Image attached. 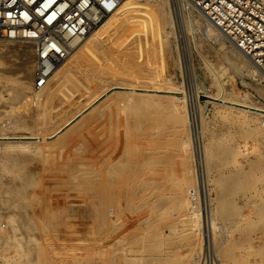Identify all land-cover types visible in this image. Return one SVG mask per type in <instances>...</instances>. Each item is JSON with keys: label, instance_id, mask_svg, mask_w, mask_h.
I'll return each instance as SVG.
<instances>
[{"label": "bare ground", "instance_id": "1", "mask_svg": "<svg viewBox=\"0 0 264 264\" xmlns=\"http://www.w3.org/2000/svg\"><path fill=\"white\" fill-rule=\"evenodd\" d=\"M178 2L184 9L191 7L205 19L206 31L212 37L223 36L227 39L226 41L230 43L231 52L229 51L228 56L231 65L240 74L248 75L256 81L260 93L264 95V85H261L264 82V70L242 52L234 41L190 0ZM167 4L168 0H123L84 40L73 42L70 54L59 63L45 87L36 91V94L34 92L32 94L30 88L26 87V90L18 88L13 102L17 107L15 112L22 113L32 124H25V127L30 126L32 131L37 128L36 131L28 133L29 135H24L25 133L18 135L6 129L4 131V127L11 125L10 121L9 124L5 122L7 126H1L4 113H7L3 111L7 101L2 97V91L7 85H3L5 82L1 81L3 83L0 84V208L6 209L16 203V206L19 205V211L13 206L8 212L20 218L40 215L47 218L67 216L70 213L68 209L48 207L38 211L36 215V211L29 209L31 203L28 198L34 193L36 185L40 184V178L47 177L49 180L65 184L73 183L80 205V209H74V212L85 219L86 244L83 246L89 252L88 255L85 254L83 260H76L74 264L198 262L201 249L196 251L193 248L195 240L193 237L196 236V229L199 226L201 205L196 199L198 185L196 187V183L194 184L193 175H188L193 147L185 112L178 104V100L182 99L177 96L178 92L173 90L174 87L168 78V81L166 79L157 82L149 79L143 82L135 73L125 70L122 72L120 69L118 72L109 73L107 67L102 65V61L106 59H112L115 63L135 60L141 40L151 42L161 33L169 39L172 29L168 27L170 15ZM168 28L170 31H167ZM152 29L154 34L150 33ZM3 52L4 50L0 48V54ZM80 60L91 61V68L96 69L97 74L91 75L70 68L65 70L61 65L66 61L74 65ZM153 62L150 61L152 64ZM25 68L28 71L31 65H26ZM8 76L7 70L0 68L2 80L8 79ZM70 82L80 86L78 97H69L64 92V88L69 87ZM207 97L212 101L217 99L222 102H233L227 101L223 94L218 97L209 94ZM27 100L30 102L27 110L21 111V108L26 107L24 105L27 104ZM243 104L238 105L252 109L259 120L264 122L263 107L257 108L253 104V107H249L250 104L247 106L245 102ZM154 108L160 110L157 112L156 109L154 112ZM142 113L144 115H141ZM201 123L203 133L205 124L203 120ZM15 126L10 127L15 129ZM8 129L10 131V128ZM40 130L41 132L43 130L44 134H41ZM207 139L203 144L204 162L211 168L218 164L215 162L216 158L224 161V156L217 153L214 138L209 136ZM44 153L52 155V159L48 158L42 162L43 170L26 171L27 159L31 157L32 160H36L37 155ZM25 154L28 157L21 158V155ZM249 154L250 152L247 153L248 156ZM66 155L71 158L61 162L59 157ZM38 160L37 158L36 161ZM177 167L185 175L182 177L179 172L178 175L184 178L180 184H177L176 176L172 174H176ZM245 167L235 166L229 176L228 185L219 189L214 209L212 207L210 209L209 205L206 207L207 228L212 230L214 235L218 228L217 216L229 218L227 231L231 236L225 252L228 257L226 264H264V244H261V238L264 239L261 235L264 224L255 223L252 217L253 215L263 217L264 210L260 202L253 204L251 198L255 194H252V197L247 194L248 191L255 189L253 187L256 182ZM221 180L222 178L217 176L214 182L220 185ZM47 185L41 182L39 186L41 190L46 191ZM71 190L73 189L70 188ZM262 191L264 192V188L262 190L257 188L256 195ZM242 198L244 202H241ZM251 202L257 207L256 210L253 209L254 213L249 209L252 208ZM214 235L209 234L210 244H215ZM123 238L127 239L125 243L122 242ZM254 239L257 248L252 253L250 252L252 249L249 248H252ZM145 240L147 247L143 245ZM183 245L192 248L191 251L188 250L191 253L187 254L186 249L184 251L187 255L181 256L183 252H179V249ZM42 252L44 254V251ZM32 258L34 260L35 256Z\"/></svg>", "mask_w": 264, "mask_h": 264}, {"label": "rangeland", "instance_id": "2", "mask_svg": "<svg viewBox=\"0 0 264 264\" xmlns=\"http://www.w3.org/2000/svg\"><path fill=\"white\" fill-rule=\"evenodd\" d=\"M167 7L170 15L168 27L172 29V34L169 39H166L165 34L161 33L158 38L151 40V42L141 40V42H139L140 45L135 60L115 63L112 59H106L107 61H102V65L104 64L103 66L107 67L109 73L118 72L120 70L122 72L125 70V72L135 73L143 82L149 81V79L157 80V82L166 80L167 78L171 80L172 86L174 87L173 90H176L178 92L177 96L182 99L178 100V104L185 112L184 115L187 118V126L192 138L193 151L189 163L191 169L189 170L188 175H193L194 184L196 183V187L198 185L197 188L199 191H197V194L199 196L196 195V199H198L201 205L199 226L196 229V236L193 237V240L195 239L194 243H196L195 245L193 243V248L196 251L198 249V251H200L201 249L197 264H226L228 262V257L225 252L229 246V239L231 236L227 231V227L230 223V221H228L229 218H221L220 216H217L216 222L218 228L214 235L212 230H208L207 228L208 214L206 212V207L209 205L210 209L211 207L214 209L219 189L228 185L229 176L235 166L242 165L243 167L246 166L245 169L250 172L256 182L253 187L255 189L252 190L253 192L248 191L247 194L250 197H252V194H255L253 197L254 199L251 198L252 202H254L253 204L260 202L264 210V192L262 191L256 195L257 188H261V190L264 188V122L259 120L258 115L254 114L252 109L249 110L250 108L248 107H241L238 105L245 102V105L247 106L250 104L249 107L256 105L257 108H264V95L260 93V88L257 87L256 81L252 80L248 75L244 76L240 74V72L231 65L228 56L231 52L229 47L230 43L227 42V39L223 36L217 38L215 36L212 37V35L206 31L205 19L202 18L200 14H197V12L191 9V7L187 10L184 9L178 0H168ZM196 14L197 17L195 16ZM170 28H168L167 31H170ZM153 30L154 29L150 30V33L154 34L155 32ZM0 48L4 50V52L0 54L2 56V58L0 56V63L4 61L2 65L0 64V68L3 70L6 69L7 75H9L8 79L5 80H2L0 77V84L5 82L3 85H7L8 88L5 87L6 89L4 88L5 90L2 91V97L7 101V107L5 106L3 111L5 110L7 113H4L1 126H7L10 121L11 125L7 126L10 128V131L7 127H4V131H12L18 135H20V133L21 135L24 133V135H29L28 133L36 131L37 128L32 131L30 126L25 127V124L27 125L29 122L25 119L22 113L19 114V112H15L17 107L13 102H15L14 97L15 93L18 92V88L23 90L26 87L30 88L32 94L33 92L36 94V91L39 90L34 87V49L30 44L12 40H0ZM150 61H154L153 64L150 63ZM79 62L76 63L77 65H73L68 64L66 61L61 65H63L65 70L70 68L85 71L91 75L97 74V70L91 68V61L80 60ZM81 63L82 65H80ZM149 64H151L152 67H150ZM26 65H31V69L27 71L25 68ZM150 73L154 75L152 76ZM73 85L75 84H68L69 87H65L64 92L67 93V96H73L75 98L78 97L80 86L75 85V87ZM261 85H264V82H262ZM30 89L28 90L30 91ZM230 92L234 93L231 94ZM209 94L217 97L218 95L221 96L223 94L227 97V101L233 102H222L217 99L212 101V99L207 97ZM229 96L230 99H228ZM219 98L222 99L221 97ZM30 100H32V98ZM26 102L27 104L24 105L26 107L21 108V111L27 110V105L28 103L30 104V102H28V100ZM156 109L154 108L153 111L155 112ZM159 110L160 109H157V112ZM141 115L144 114L142 113ZM202 120L205 124V130L203 133L201 127ZM5 122H8V124ZM19 124L21 126H19ZM23 124L24 126H22ZM28 125L32 124L29 123ZM10 126H13V128L15 126V129ZM41 134H44L43 130ZM209 136H212L215 140L214 143L218 149L217 153H221L224 156V161L220 160V158H216L215 162L217 161L218 164L211 168L207 167L206 162H204L205 157L203 151L204 141L206 142L208 140L207 137L209 138ZM248 152H250L249 156L247 155ZM26 157H28L26 154L24 156L21 155V158ZM34 157L35 156H32V158ZM62 157L63 156L59 157L61 162H65L71 158L67 155L63 158ZM35 158L36 160L37 158L39 160L36 161L33 159V161L31 157L27 159L28 164H26L25 167L26 171L28 169L33 172L42 171L44 166L42 165L44 164L42 162H44L45 159L48 160V158L52 159V155L44 153L37 155ZM219 161H221V163ZM178 169L179 167L176 169V174L178 175L180 172L182 177L185 176L184 172L182 171L183 173H181L180 169ZM172 174L176 176L177 184L184 181V178L180 175L177 177L175 173ZM217 176L222 178V184L220 185H217L214 182L215 177ZM41 182L43 184H48L46 191L41 190L42 188L39 186ZM40 184H37L34 188V193L29 195L28 199L29 203H31L29 209L31 211H36V215H38V211L47 209V207L52 209L61 208L60 210L68 209L70 213L67 214V216L69 217L65 215L66 217L56 216L47 218V216L40 215L37 217L35 216L36 219L34 216L30 218H20L18 215H13L11 212H8L13 206L15 207V210L19 211V205L16 206V203L6 208L7 210L5 208H0V212L2 213L0 214V264H74L76 260H83L85 254L88 255L89 252L85 249V246H83L86 244L85 219L81 215H78L77 212H74V209H80V205L76 198V195L78 194L75 191L73 183L66 182L67 186L65 182L53 181L47 179V177H43L40 178ZM38 187L40 188L38 189ZM70 188L73 190L70 191ZM60 189L62 190L59 191ZM243 199L244 198H242L241 202H244ZM252 202V208L249 209L254 213L255 211L253 209L256 210L257 207H255ZM74 206L75 208H73ZM3 212L5 213V216L3 215ZM8 213L9 215L7 216ZM72 217H74V219ZM252 217L254 222L256 221L255 223L264 224V216L255 217V215H253ZM43 222L45 224H43ZM64 225H67L69 229H67L68 227H64ZM47 230L50 233L47 232ZM209 234L211 236L213 234L215 240L218 242L215 241V244H210L208 241ZM261 235L264 237V229ZM80 240H82V242ZM261 240V244H264V239L261 238ZM126 241L127 239L123 238L122 242L125 243ZM252 242L254 246L252 245V248H249L250 250L252 249L250 252H254L255 248H257L256 240L254 239ZM67 245L69 246L67 247ZM143 245L145 247L148 246L146 240L143 242ZM33 247H35L36 250ZM186 247L187 246L184 245L180 247L179 252L184 253H182L181 256L191 253L189 251H191L192 248ZM42 251H44V254ZM77 255L81 256L77 257ZM34 256L35 258L33 260L32 257Z\"/></svg>", "mask_w": 264, "mask_h": 264}, {"label": "built area", "instance_id": "3", "mask_svg": "<svg viewBox=\"0 0 264 264\" xmlns=\"http://www.w3.org/2000/svg\"><path fill=\"white\" fill-rule=\"evenodd\" d=\"M123 0H0V40L30 44L37 89ZM264 70V0H190Z\"/></svg>", "mask_w": 264, "mask_h": 264}]
</instances>
